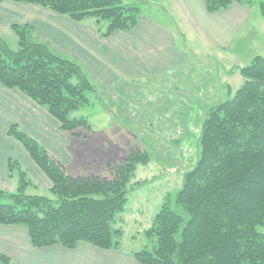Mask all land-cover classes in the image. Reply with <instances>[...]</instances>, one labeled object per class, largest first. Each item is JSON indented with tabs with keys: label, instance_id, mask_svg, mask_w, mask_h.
<instances>
[{
	"label": "trees",
	"instance_id": "16d2710c",
	"mask_svg": "<svg viewBox=\"0 0 264 264\" xmlns=\"http://www.w3.org/2000/svg\"><path fill=\"white\" fill-rule=\"evenodd\" d=\"M28 2L79 22L92 19L103 36L129 31L139 20L147 0H0ZM208 12L232 3L264 0H203ZM101 21H107L103 29ZM16 48L0 34V82L16 87L44 107L62 130L79 134L87 125L72 112L89 101L92 81L79 62L64 57L37 40L32 27L13 23ZM242 84L205 112L196 137L198 158L182 174V184L167 194L150 232V248L132 251L140 264H264V56L240 68ZM230 90L228 91V93ZM72 114V115H71ZM8 134L20 141L51 186L46 193H27L37 185L15 159L10 176L16 187H0V224L26 228L37 248L61 245L73 249L85 242L101 249H119L122 228L117 224L130 189V178L146 150L131 148L125 159L107 163L103 171L70 175L64 164L35 139L10 124ZM0 264H14L0 253Z\"/></svg>",
	"mask_w": 264,
	"mask_h": 264
},
{
	"label": "rangeland",
	"instance_id": "374dc122",
	"mask_svg": "<svg viewBox=\"0 0 264 264\" xmlns=\"http://www.w3.org/2000/svg\"><path fill=\"white\" fill-rule=\"evenodd\" d=\"M2 4L0 24L2 18L12 19L4 4H9L8 9H18V14L12 13L18 22L26 19V15L31 16L28 13L35 9L46 13L53 22H59L62 17L28 2ZM173 5L169 0H147L140 6V18L149 13L171 28L181 48L186 49L188 59L176 69L158 75L130 73L105 89L101 82L102 87L95 83L96 79L91 82L93 89L85 91L89 101L72 112L75 116H84L88 122L76 128L79 134L70 136L72 150H76V164L67 168L70 175L101 172L107 163L123 161L133 147L149 154L145 161L135 163L127 199L117 220L122 228L119 249L125 251L150 248L154 243L155 234L149 230L156 213L167 194L181 186L182 174L192 168L198 158L196 137L205 112L235 93L244 80L240 72L242 66L257 55L264 56V15L258 3L246 5L243 25L225 45L215 42L213 47L193 31H187L183 37L181 31L185 29ZM166 11L173 16H165ZM84 22L97 28L92 19ZM100 23L103 29L107 25V21ZM54 28L40 26L38 36L45 38ZM0 34L11 48H16V38L9 27L0 25ZM54 40L57 42L56 37ZM56 50L73 58L58 51V47ZM81 67L92 81L86 66ZM12 182L14 184L15 180ZM35 190L47 192L33 187L26 192L36 193ZM257 230L264 233V222Z\"/></svg>",
	"mask_w": 264,
	"mask_h": 264
},
{
	"label": "crops",
	"instance_id": "0c3cea01",
	"mask_svg": "<svg viewBox=\"0 0 264 264\" xmlns=\"http://www.w3.org/2000/svg\"><path fill=\"white\" fill-rule=\"evenodd\" d=\"M169 1L174 3L172 7L182 21L185 29L181 31L183 37L187 31H193L212 47L215 42L223 45L228 42L243 25L244 11H247V6L239 3L208 12L203 0ZM2 5L0 3V9ZM8 5L4 4V9L10 10L12 19L2 18L3 23L0 25L9 28L13 23L30 25L37 40L46 43L54 51L58 47V51L73 57L70 59L84 64L92 82L97 79L95 83L101 86V82L103 89L130 73L158 75L176 69L188 59L186 49L181 48L173 30L149 13L139 17L131 30H115L103 36L90 23L75 21L66 15H61L59 22L50 21L40 9L31 11L28 13L31 16L26 15V19L22 18L23 22H18L12 14H18V9H8ZM165 16L172 17L173 14L166 11ZM40 26H54L50 32L53 35L49 33L45 38L39 37ZM10 124H17L66 168L76 164V150H72L73 138L70 137L73 133L62 130L54 116L21 90L6 87L0 82L1 188L12 191L16 187L17 182L13 184L15 178L9 172L10 159L17 160L27 171L37 189L46 191L51 186L50 179L33 161L23 144L8 134ZM0 253L10 256L14 264H140L132 251L101 249L85 242H79L73 249L61 245L37 248L30 243L26 228L16 224H0Z\"/></svg>",
	"mask_w": 264,
	"mask_h": 264
}]
</instances>
